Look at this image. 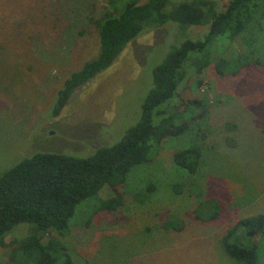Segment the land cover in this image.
Wrapping results in <instances>:
<instances>
[{
  "label": "rangeland",
  "instance_id": "rangeland-1",
  "mask_svg": "<svg viewBox=\"0 0 264 264\" xmlns=\"http://www.w3.org/2000/svg\"><path fill=\"white\" fill-rule=\"evenodd\" d=\"M213 1L223 11L230 0ZM109 13V0H0V174L35 152L88 157L136 124L152 71L171 49L172 26L128 43L53 114L64 81L97 55L95 21ZM207 31L192 27L187 34L196 39ZM243 35L260 41L245 49L238 40L218 42L189 55L172 106L201 102L203 117L194 116L198 106L185 109L187 131L166 138L128 174L118 207L102 208L117 197L106 186L77 206L65 237L46 235L45 242L56 238L59 264L67 252L75 264H242L227 256L222 237L239 219L264 214V32L255 23ZM208 51L211 64L197 72ZM232 57L220 76L216 62ZM254 60L260 66H251ZM187 149L199 152L193 173L173 160ZM217 213L211 221L196 218ZM28 228L11 231L0 264H29L20 253L10 259ZM233 242L256 244L257 264H264V237L249 239L238 230Z\"/></svg>",
  "mask_w": 264,
  "mask_h": 264
},
{
  "label": "trees",
  "instance_id": "trees-1",
  "mask_svg": "<svg viewBox=\"0 0 264 264\" xmlns=\"http://www.w3.org/2000/svg\"><path fill=\"white\" fill-rule=\"evenodd\" d=\"M260 1L230 0L225 9L219 11L213 0H146L142 4L139 0H109L113 13L103 14L95 21L99 37L97 55L64 81L53 107L54 115L77 88L109 68L127 44L146 31L172 26L175 34L171 49L152 71V87L141 103L138 121L118 142L97 148L88 157L35 152L0 174V247L9 246L5 241L15 227L20 224L29 227L27 236L12 247V262L20 253L29 264H59L53 256L55 237L43 241L49 232L65 237L77 206L87 199L97 198L106 186L117 197L104 201L102 208L113 210L120 205L118 188L126 182L128 174L147 163L151 150L166 138L178 137L187 131L189 124L184 113L188 116L189 112L185 109L200 107L201 112L194 115L199 118L205 113L201 102L187 103L184 110L172 106L176 91L185 78L189 55L200 53L218 42L238 40L243 49L245 43L247 48L255 42L257 45L259 36L249 38L243 34L255 23L264 32V11H260ZM199 26L207 27V33L191 38L187 31ZM208 52V59L206 56L205 64L197 72L211 64ZM233 58L216 62L215 69L220 76H223L221 69H225ZM250 64L260 66L258 60ZM162 105L164 107L160 108ZM197 155V150L187 149L176 153L173 160L176 166L193 173ZM217 215L196 218L211 221ZM238 230L249 239H263L264 214L239 219L221 240L230 259L242 264H257L256 244L233 242ZM60 264L75 263L67 252Z\"/></svg>",
  "mask_w": 264,
  "mask_h": 264
}]
</instances>
